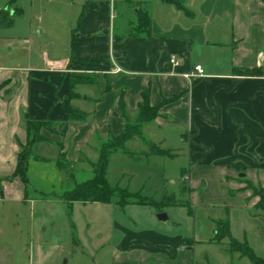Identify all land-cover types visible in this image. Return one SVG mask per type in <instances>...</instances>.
Wrapping results in <instances>:
<instances>
[{"label": "crops", "instance_id": "crops-1", "mask_svg": "<svg viewBox=\"0 0 264 264\" xmlns=\"http://www.w3.org/2000/svg\"><path fill=\"white\" fill-rule=\"evenodd\" d=\"M179 1L185 11L163 0H85L62 49L50 41L40 55V68L0 74V202H26L25 186L14 177L21 146L28 141L26 119L67 123L64 137L43 131L49 144L38 150L47 158L43 155L58 151L54 144L63 143L67 161L79 163L80 156L97 153L102 143L123 133L120 102L135 117L149 92L161 116L145 127V139L183 151L189 166V172L183 170L184 183L193 208L223 207L230 213L231 229V213L248 218L252 230L243 233V240L250 244L253 226L264 220V215L251 216L245 190L250 183L264 185V77L239 75L264 67V0ZM140 12L151 19L148 37L134 36ZM196 66L204 76L186 80ZM74 73L91 75L94 82L78 85L73 92L79 98L70 102ZM69 104L87 113V120L70 122ZM168 127L179 131L177 148L168 146L162 133ZM130 145L145 150L139 140ZM14 186L19 190L15 197L10 194ZM220 218L207 217L210 236L200 239L157 219L144 228L115 222L100 264H205L207 247L221 249L208 244ZM186 239L194 244H185ZM228 254L231 262L235 256Z\"/></svg>", "mask_w": 264, "mask_h": 264}, {"label": "rangeland", "instance_id": "rangeland-1", "mask_svg": "<svg viewBox=\"0 0 264 264\" xmlns=\"http://www.w3.org/2000/svg\"><path fill=\"white\" fill-rule=\"evenodd\" d=\"M13 1L10 10L17 8L23 13L16 18L13 28L0 30V74L17 75L26 68H40V55L50 48V41L62 44L61 49L68 43L70 31L74 29L79 10L85 3V0H0V11ZM162 133L168 138V146H179L180 142L178 144L175 138L178 130L168 127ZM131 149L137 152L143 150ZM173 152L177 155L174 159L154 157L141 162L120 154L112 156L109 185L112 188L119 186L131 193H140L151 204L158 203L164 193L178 194L185 189L183 170L189 172V166L183 151ZM37 154L42 155L40 150H37ZM57 154V150H51L43 156L60 162ZM98 156L99 150L97 153L89 151L87 157L80 156L85 158L84 163L67 162L74 167L76 181L83 182L92 177L91 164L97 161ZM61 164L63 170L58 171L52 164L32 163L28 194L33 201L10 204L0 202V264H31L32 259L35 262L41 259L46 264L104 263L109 236L111 233L114 235L115 222L144 228L157 223L156 219L159 221V213H155L154 208L145 206L119 208L115 205L75 204L70 212L67 205L58 199L40 198L43 194H60L68 188L70 174L67 170L70 165L65 162ZM16 188L14 186L10 190L14 197L19 191ZM202 190L203 187L199 192ZM245 190L249 195L247 206L251 216L264 215V211L257 209L256 204L260 195L264 194V185L250 183ZM3 192L1 189L0 199ZM186 199L189 200V197ZM193 212L194 215H189L186 208H168L164 212L169 218L165 224L169 229L186 236L195 232L198 239L209 238L207 217H224L222 215L226 214L223 207L216 210L193 208ZM231 214L233 236L243 241V233L252 230L248 218L242 217L238 212ZM152 215H155L154 222ZM253 228L256 229V234H251L250 246L259 257H264V220ZM219 248L221 249L218 251L215 247H207L205 254L209 257L208 262L210 261L207 264H251L248 259L237 256L230 262L228 247Z\"/></svg>", "mask_w": 264, "mask_h": 264}, {"label": "trees", "instance_id": "trees-1", "mask_svg": "<svg viewBox=\"0 0 264 264\" xmlns=\"http://www.w3.org/2000/svg\"><path fill=\"white\" fill-rule=\"evenodd\" d=\"M167 4L176 5L179 9L184 10L179 0H163ZM10 2L4 9L0 11V30L13 28L15 26L16 18L22 15L19 9L10 10L13 6ZM10 10V11H9ZM87 12L86 8L83 11V16ZM151 19L143 12L139 14L138 26L134 28V36H150ZM71 45L76 47L74 39ZM241 75L246 77H264V67L257 70L241 71ZM94 82L91 75L74 73L71 77V94L69 101L78 99L79 96L74 94V89L78 85L89 84ZM75 96V97H74ZM168 101H164L166 104ZM120 112L125 119V129L118 137H111L106 142L102 143L99 149V156L95 163L91 164L92 177L86 181L78 182L75 178L74 167L68 164L66 160V153H64V144H54L60 152V162L44 158L37 154V150L42 144H49V142L42 136L43 131L49 132L51 135L64 137L67 133V123L56 124L50 121L36 122L26 119L28 141L25 146H21V153L19 154L18 166L14 173L15 178H19L25 186L26 202L33 201L29 198V171L33 164L55 165L58 171L63 170L62 162L70 165L68 168L69 177L67 180L68 188L62 193L52 195H44L40 198L60 200L65 203L70 212H72L75 204L91 205V204H104V205H117L119 207H127L130 205L145 206L154 208L159 214L163 213L168 208H186L190 215H194L193 206L186 197L190 190L187 185L178 194L164 193L161 200L156 204L147 202L140 193H131L127 189H122L119 186L112 188L108 182L109 165L111 157L117 154L123 155L133 161L141 162L149 160L154 157L174 159L177 155L172 150H166L160 144L148 142L144 136L145 127L155 122L160 115L161 107H152L150 104V93L143 94L142 103L139 105L138 114L131 117L126 110L124 103L121 101L119 105ZM69 121L74 123L85 122L88 114L81 111L78 107L71 104L66 109ZM140 141L145 145V150L137 152L131 149V143ZM133 148V147H132ZM85 158L80 157L79 163H84ZM183 177H187L183 171ZM249 185V184H248ZM187 188V189H186ZM260 200L257 204V209L264 211V194L260 195ZM215 233L213 238L208 244L215 246H227L228 252L232 256L238 255L240 259L246 258L251 264H264V257H259L253 248L250 246L247 239L239 241L232 235L231 218L229 211L223 218L214 221ZM185 244H194L190 239H186ZM209 263L208 261L205 263Z\"/></svg>", "mask_w": 264, "mask_h": 264}, {"label": "built area", "instance_id": "built-area-1", "mask_svg": "<svg viewBox=\"0 0 264 264\" xmlns=\"http://www.w3.org/2000/svg\"><path fill=\"white\" fill-rule=\"evenodd\" d=\"M171 63L174 65H178V61L176 59H172ZM203 76H204L203 68L201 66H196L194 70L189 75H185L184 78L186 80H192L195 77L198 78Z\"/></svg>", "mask_w": 264, "mask_h": 264}, {"label": "water", "instance_id": "water-1", "mask_svg": "<svg viewBox=\"0 0 264 264\" xmlns=\"http://www.w3.org/2000/svg\"><path fill=\"white\" fill-rule=\"evenodd\" d=\"M245 175H241V178H243ZM157 218L159 219V221L161 222H166L168 221V216L165 213H160L158 214Z\"/></svg>", "mask_w": 264, "mask_h": 264}]
</instances>
